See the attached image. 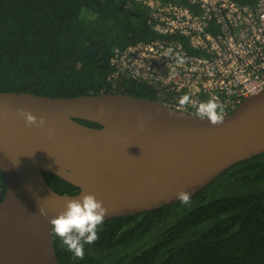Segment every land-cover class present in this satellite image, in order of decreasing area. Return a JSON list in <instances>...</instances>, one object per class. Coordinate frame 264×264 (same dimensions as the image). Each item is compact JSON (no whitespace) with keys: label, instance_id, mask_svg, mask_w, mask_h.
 Instances as JSON below:
<instances>
[{"label":"water","instance_id":"1","mask_svg":"<svg viewBox=\"0 0 264 264\" xmlns=\"http://www.w3.org/2000/svg\"><path fill=\"white\" fill-rule=\"evenodd\" d=\"M17 108L43 116L45 125L27 126ZM224 116L222 125L212 126L194 113L117 92L50 97L0 91V170L6 183L0 264H59L48 217L64 209L66 197L95 193L109 209L105 219L137 214L179 201L175 193L181 189L193 195L233 164L264 152V91ZM42 171L79 192L52 190ZM38 203L47 217L39 215Z\"/></svg>","mask_w":264,"mask_h":264},{"label":"trees","instance_id":"2","mask_svg":"<svg viewBox=\"0 0 264 264\" xmlns=\"http://www.w3.org/2000/svg\"><path fill=\"white\" fill-rule=\"evenodd\" d=\"M153 38L146 11L133 0H0V91L155 100L143 82L123 77L113 88L108 80L115 48ZM42 175L60 194L79 192L58 175ZM5 192L0 170V200ZM98 237L76 259L53 236L59 264H264V152L224 170L187 205L105 219Z\"/></svg>","mask_w":264,"mask_h":264},{"label":"built area","instance_id":"3","mask_svg":"<svg viewBox=\"0 0 264 264\" xmlns=\"http://www.w3.org/2000/svg\"><path fill=\"white\" fill-rule=\"evenodd\" d=\"M133 1L146 11L155 38L113 50V88L123 77L143 82L153 87L156 101L186 113L195 108L181 107L182 95L194 103L215 98L224 115L264 91V0ZM169 48L187 62L163 56Z\"/></svg>","mask_w":264,"mask_h":264},{"label":"clouds","instance_id":"4","mask_svg":"<svg viewBox=\"0 0 264 264\" xmlns=\"http://www.w3.org/2000/svg\"><path fill=\"white\" fill-rule=\"evenodd\" d=\"M165 57H174L177 65H183L187 62V57L182 56L179 52L173 53L169 48L164 55ZM169 67V65H167ZM181 107L193 106L195 108L194 117L200 120H207L212 126H219L224 123V105L215 98H209L205 101L194 103L189 94H184L178 99ZM102 112L103 109L101 108ZM16 112L23 117L25 124L31 127H43L45 118L37 117L30 110L17 108ZM175 113L170 112V115ZM143 130L144 124L138 125ZM49 134L52 129H48ZM176 199L182 204L191 202V194L185 189H181L175 193ZM38 213L41 216H48L47 209L38 203ZM109 216V209L104 202L97 199L93 192L83 193L79 199L65 198V206L57 215L48 217L51 227V234L58 237L62 242V246L73 254L76 259H83L85 255V245L93 244L98 240V229L103 224L105 218Z\"/></svg>","mask_w":264,"mask_h":264}]
</instances>
